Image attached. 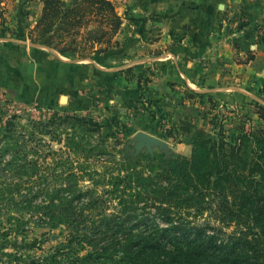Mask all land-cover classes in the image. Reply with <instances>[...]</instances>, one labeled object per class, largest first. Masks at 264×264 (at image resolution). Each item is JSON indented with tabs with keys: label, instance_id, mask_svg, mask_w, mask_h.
I'll return each instance as SVG.
<instances>
[{
	"label": "rangeland",
	"instance_id": "obj_1",
	"mask_svg": "<svg viewBox=\"0 0 264 264\" xmlns=\"http://www.w3.org/2000/svg\"><path fill=\"white\" fill-rule=\"evenodd\" d=\"M75 1L66 0L67 4ZM112 1L117 7L128 4ZM6 2L0 0L2 11ZM238 4L221 17L208 16L210 27L203 38H209L211 45L201 49L207 56L203 63L220 79L232 68L229 60L243 64L261 55L262 72L242 80L227 76L219 84L231 87L236 81V91L213 93L185 89L182 81H178L182 88L175 89L177 81H162L169 76L167 59L173 43L142 54L136 50L142 42L149 44L156 38L153 23L168 17L127 14L122 21L126 36L120 42L116 33L113 40L118 46L112 49L122 43L124 50L113 55V62L95 61L114 69L83 64L80 74L93 78L95 85L89 87L87 81L80 87L75 81L78 63L71 57L59 58L64 67L59 76L73 77L72 87H64L60 97L48 98L39 72L52 61V52L29 39L37 17L32 14L28 20V15L35 7L14 4L22 18L14 14L10 25L0 16V37L4 38L0 40V264H138L123 256L121 245L129 230L166 226L154 214L159 201L153 197H163L160 191L168 184L165 180H148L151 184L146 186L113 182L116 177L132 168L144 177L152 175L150 169H159L156 155L191 160L193 135L182 133V122L204 126L211 133L219 131L221 123L226 135L234 137L264 124L254 106L256 102L264 106V0ZM135 55L145 60L115 69ZM160 55L163 58L153 59ZM223 58L229 62L221 65ZM218 62L219 71L214 67ZM138 132L153 137L149 148L138 146ZM152 183L157 191H152ZM192 185H187L190 197L171 211L178 210V220L185 223L190 238L199 233L213 236L207 248L213 252L240 229L238 216L216 202L221 196L219 182L213 192ZM67 200L74 206L72 214L65 215ZM124 204L138 207L136 218L119 211ZM100 229L105 231L96 234ZM88 237L93 238L91 244L83 242ZM112 241L114 246L104 250Z\"/></svg>",
	"mask_w": 264,
	"mask_h": 264
},
{
	"label": "trees",
	"instance_id": "obj_2",
	"mask_svg": "<svg viewBox=\"0 0 264 264\" xmlns=\"http://www.w3.org/2000/svg\"><path fill=\"white\" fill-rule=\"evenodd\" d=\"M41 2L40 14L30 29L29 39L33 44L79 59H92L118 46L113 38L123 20L112 0H77L72 4L66 0ZM254 106L259 119L264 120V106L257 102ZM180 129L193 135L191 160L156 155L159 169H150L154 175L144 177L132 168L113 181L146 186L151 184L148 180H165L168 184L160 191L163 197H153L159 201L154 206V214L166 226L148 231L147 227L135 232L129 230L121 245L123 256L138 264H264V124L249 131L241 128L243 133L237 137L226 135L221 123L219 131L213 133L189 122H182ZM218 182L221 196L216 202L230 207L231 213L238 216L240 229L225 245L212 252L207 248L214 237H206L198 230L199 234L190 238L185 223L178 220L181 218L178 210H171L190 197L187 185L199 184L198 190L213 192ZM195 185L193 188H197ZM162 200L169 205L164 206ZM63 204L66 207L63 213L72 214V202L67 200ZM137 208L124 204L119 211L124 210L127 218H136ZM173 213L175 221L172 222ZM104 231L96 230V234ZM92 240L88 237L83 242L91 244ZM111 246L113 241L103 249Z\"/></svg>",
	"mask_w": 264,
	"mask_h": 264
},
{
	"label": "crops",
	"instance_id": "obj_3",
	"mask_svg": "<svg viewBox=\"0 0 264 264\" xmlns=\"http://www.w3.org/2000/svg\"><path fill=\"white\" fill-rule=\"evenodd\" d=\"M6 10L2 11L0 9V16H2L7 23L10 25L8 21H13L14 14H16L17 19L22 18L21 12L15 13L14 4L17 2H21V5L25 8H29L34 6V13L30 12L28 15V20L32 19V14L38 15L40 14V10L42 7L41 0H6ZM221 1H224L221 2ZM226 1V2H225ZM242 0H126L128 4H122L120 7H116V11L121 15L122 20L124 15L133 14L134 16H164L168 17L167 20H163L161 23L154 22L152 30L156 32V38L151 41L149 44H145L142 42L136 50V53L140 52L141 54L145 49L148 48H158L165 45H169L170 42L173 43V46L170 47V56L167 61L171 65L169 66V76L165 77L163 80L167 78L169 80L177 81L174 88L181 89L183 87L195 88L197 91L210 92L213 93L219 90H229L236 91L234 88L236 86V81L232 82L231 87L224 86V84H219L220 79H224L227 76L231 77L232 80H242L243 77L248 79L249 75L257 74L262 72V64H261V55L255 56L252 60L247 63H238V61L229 60L230 63H233L232 68L226 69L224 71V77L219 79V74H212L211 67L207 68V66L203 63L207 56L201 51L202 48H208L209 38L208 40L204 39V35H207L208 32V16L213 17H221L225 15V13L230 12L235 9L238 3ZM212 6V7H209ZM223 7L220 9V7ZM33 7V8H34ZM219 12V13H217ZM219 14V15H216ZM123 26L117 32L115 39L117 38L120 42L124 40L126 33L128 31L127 26L122 23ZM142 24V23H141ZM126 26V27H125ZM2 26H0L1 28ZM32 27V26H31ZM4 28V27H3ZM181 35H178L180 34ZM4 39L0 37V40ZM205 40V41H204ZM52 53V61L47 62L43 68L40 69V78L45 80L43 87L46 88V94L48 92V98H57L60 97V91L64 87H72L71 81L72 78L67 75L59 76L61 72H64L63 61H60L59 58L63 57H71L74 62H77L78 65H74V68L78 69V74L75 76L76 83L83 87V85L87 84L88 86L93 87L95 84L89 79L83 78L80 74L83 70V64L92 63L96 66H101L96 64V60L101 62H113L110 59H113V55L120 53L124 50L122 43L120 48H116L115 50H109L107 52H103L97 54V56L92 59H79L72 55H62L54 49L46 47ZM230 48V47H229ZM116 53V54H115ZM219 54V53H218ZM163 58L162 55L153 57L154 60H158ZM165 58V57H164ZM226 58V57H225ZM223 58L221 65L224 63H228L227 59ZM54 59H57L55 61ZM54 60V64H53ZM145 60L143 57L138 59V55H135L134 59H125V65H119L115 69H122L129 65L127 62H143ZM163 61L166 59H162ZM113 64V63H112ZM168 64V65H169ZM105 70H113V67L101 66ZM214 67L219 71V62L214 63ZM225 66L221 67L224 68ZM234 69L235 71H233ZM232 70V71H231ZM264 72V71H263ZM211 73V74H210ZM244 74V76L241 75ZM80 74V75H79ZM264 75V73H263ZM178 81H182L183 84L179 85ZM187 86V87H186ZM190 86V87H189ZM239 89V88H238ZM92 91V90H91ZM89 96H94L93 92H88ZM57 96V97H56ZM51 103V102H50Z\"/></svg>",
	"mask_w": 264,
	"mask_h": 264
},
{
	"label": "water",
	"instance_id": "obj_4",
	"mask_svg": "<svg viewBox=\"0 0 264 264\" xmlns=\"http://www.w3.org/2000/svg\"><path fill=\"white\" fill-rule=\"evenodd\" d=\"M136 140L138 146L146 145V147L149 148L151 146V142L153 141V137L146 133L138 132Z\"/></svg>",
	"mask_w": 264,
	"mask_h": 264
}]
</instances>
